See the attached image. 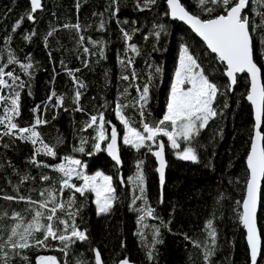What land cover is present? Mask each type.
<instances>
[{
	"label": "trees",
	"instance_id": "trees-1",
	"mask_svg": "<svg viewBox=\"0 0 264 264\" xmlns=\"http://www.w3.org/2000/svg\"><path fill=\"white\" fill-rule=\"evenodd\" d=\"M165 2L166 0H157L151 10L140 11L136 7V0H119V12L112 16L111 0H43L44 10L36 13V23L25 18L21 27L12 33L16 21L26 17L30 10V0H0V63H6L8 52L11 51L19 61L33 64V68L29 70L30 76L23 72L19 64L10 65L7 69L13 70L27 84L21 92L20 126L32 122V109L36 105H43L52 90L65 96L64 104L68 110L49 108L45 114L49 122L39 129L49 144L56 145L58 138L63 141L57 145L59 155L55 160L50 157L39 159L56 164L61 162L64 155L76 156L88 165V174L97 170L113 174L118 193L115 206L106 215L96 214L91 195L85 199L77 194V204L82 206L77 223L82 230L87 229L89 239L73 244L66 257L58 250L59 244L56 241H49L52 247L48 250H25L31 264L35 263L37 255L57 256L62 264H94L93 249L100 250L104 264H118L125 257L135 264H206L204 245H210L206 230L209 220L213 221L217 230L211 264H249L244 230L236 214L239 207L236 201L244 196L246 155L254 123L251 105L245 99L249 85L245 74L238 76V84L233 92L220 98L217 107L222 115L210 122L194 142L199 162L180 160L174 150L166 146L168 167L162 203L155 157L144 150L136 152L130 147L122 146L123 164L119 168L109 159L106 151L92 156L72 152L73 147L79 146L80 139L92 134V130L87 133L80 131L87 115L73 111L75 87L66 68L80 69L75 75L84 85L80 89V104L86 113L105 111L107 118L122 131L113 112V102L129 83L120 79L123 70L118 57L123 56L126 47L121 28L129 32L134 28L140 29L132 41L137 44L140 55L129 53L135 56V68L140 74L138 83L142 85L146 82L152 71L149 65L162 67L159 82H154L151 90L148 105L151 110L150 120L161 118L166 109L167 92L182 44H189L200 55L210 77L219 84H227L224 65L207 50L204 43L184 24L163 15L167 10ZM77 3L80 5L78 11ZM101 20L105 22L104 30H99ZM77 22L82 26L80 34L86 38L85 46L92 51L98 49L92 48L87 38L105 42L106 59L86 56L77 43V33L73 29L62 27ZM159 23L167 26V34L162 35L159 44L151 37L145 40L144 35L153 31L154 25ZM52 28L59 30L54 37L49 38L48 47H45L44 37ZM33 30L36 35L31 41L25 40V34ZM9 35L13 39L11 45L6 46L4 38ZM256 38L264 40L259 35ZM49 52L52 53L51 57ZM85 59L89 60L88 67L84 66ZM255 59L258 65L264 67V58L257 54ZM61 61L64 63L61 64ZM129 91L132 97L136 96L134 87ZM225 102L228 107L223 106ZM105 105L106 107H102ZM127 112L133 114L130 109ZM181 143L183 146V142ZM4 144L8 147H3ZM85 147L86 152L92 150L91 144ZM32 153L33 146L28 142L10 137H4L0 141V196H15L19 187L21 194L39 199L38 192L33 189L52 183L42 184L40 175L48 174L54 180L59 178L55 171L37 169L29 163ZM139 159L144 161L148 203L155 208V215L158 217L145 218L144 224L147 227L138 222L141 213L137 209L142 207V202L132 204L133 185L127 183L128 178L135 175ZM117 173L124 177V186L116 178ZM25 175L36 177V180L21 183ZM67 195L66 192L65 196ZM26 207L23 203L0 199V213L7 211L10 214L14 210L23 212ZM258 226L264 233V202L259 206ZM155 228H159L158 236L155 235ZM193 241L199 242L201 247L194 246ZM149 251L152 252L151 259ZM29 261L17 258L13 264H29ZM258 264H264V257L258 259Z\"/></svg>",
	"mask_w": 264,
	"mask_h": 264
},
{
	"label": "snow or ice",
	"instance_id": "snow-or-ice-1",
	"mask_svg": "<svg viewBox=\"0 0 264 264\" xmlns=\"http://www.w3.org/2000/svg\"><path fill=\"white\" fill-rule=\"evenodd\" d=\"M118 3L119 0H111L112 16H116L119 12ZM156 4L157 0H136V7L140 11L151 10ZM166 6L167 10L163 15L188 25L207 50L224 65L227 84H219L210 77L200 55L196 54L189 44H182L179 48L178 65L170 84L166 109L161 118L150 120L151 110L148 105L151 100V90L154 82H159L162 67L149 65L152 71L146 82L142 85L138 83L140 74L135 68V56L140 55V50L132 41L140 29L134 28L129 32L121 28L126 47L123 56L118 57V63L123 70L120 79L129 83L113 102V112L123 128V133L121 134L117 125L107 118L105 111L96 114L86 113L80 104L82 96L80 89L84 85L75 75L80 69L66 68L75 87L72 99L75 105L73 111L87 115V120L80 131L87 133L92 130V134L80 139L79 146L73 147L72 152L92 156L97 152L106 151L119 168L123 164L122 146L130 147L136 152L144 150L154 156L158 162L155 170L161 185L160 202L162 203L165 172L168 167L166 146L174 150L180 160L199 162L197 146L194 142L210 122L222 115V111L217 107L220 98L233 92L238 84V76L245 74L249 78L245 99L254 110V123L249 151L246 155L245 194L241 200L236 201L239 206L236 214L239 224L246 232L250 264H258V259L264 257V233L258 228V208L264 202L262 201L264 197V67L258 65L255 56L259 54L264 58V40L256 38L257 35L264 37V0H166ZM76 7L78 11L79 3ZM43 10V0H30V10L26 17L16 21L12 33L21 27L25 18L35 24L36 13ZM100 15L103 16V13ZM62 27L73 29L77 33V43L86 56L106 59L105 42L92 40L89 37L87 42L98 51H92L85 46L86 38L80 34L82 26L78 22L73 25L65 24ZM104 29L105 22L101 20L99 30ZM58 30L52 28L47 33L44 37L45 47H48L49 38L54 37ZM166 34L167 26L159 23L154 25L153 31L144 35V39L148 40L151 37L159 44L162 35ZM35 35L36 32L33 30L26 33L24 39L31 41ZM12 39V35L5 37L4 44L10 46ZM51 55L52 53L49 52L50 57ZM63 63L61 61V64ZM83 63L85 67L89 66L88 59L83 60ZM14 64H19L23 72L29 76L31 75L29 70L33 68L31 62L19 61L11 51L8 52L6 63H0V141H3L4 137H10L30 143L33 146V153L29 157V163L37 169H51L59 174V178L54 180L48 174L40 175L39 180L42 184L50 181L52 183L40 189H33L38 192L39 199L21 194L19 187L15 196H0V199L27 205L23 212L14 210L10 214L7 211L0 213V264H13L17 258L29 261L25 250L33 248L48 250L52 247L49 241L58 242V250L65 257L68 256V250L73 244L89 239L87 229L82 230L77 223L82 207L77 204V194L85 199L89 195L92 196L97 215L109 214L118 199L113 174H107L102 170L88 174L86 171L88 165L73 155H64L61 162L56 164L39 159V157H50L55 160L59 155L57 145L63 141L58 138L56 145L49 144L44 140L39 129L49 122L45 118L49 108L68 110L64 104L65 96L58 95L52 90L43 105H36L32 109V122L20 126L18 121L21 116V92L27 84L13 70H7ZM133 87L136 92L135 97H132L129 91ZM28 94L31 95L30 92ZM223 106L228 107V104L225 102ZM129 109L133 114L127 112ZM89 144L92 150L86 152L85 146ZM3 147L8 145L4 144ZM116 178L119 179L121 186L125 185L123 176L117 173ZM29 180L35 181L36 177L25 175L21 183H27ZM127 183L133 185L132 204L136 205L137 201L142 202V207L137 209L141 213L138 222L147 227L144 224L145 218L158 219V217L155 215V208L148 203L142 159L137 160L135 175L129 177ZM66 192L67 196H65ZM206 230L210 245H204L206 249L204 257L206 264H211V256L215 252L217 240V230L212 220L207 222ZM154 232L158 236L159 228H155ZM185 238L189 239V237ZM193 244L201 247L199 242L193 241ZM93 252L94 264H104L100 250L93 249ZM148 256L149 259L152 258L151 251ZM35 264H62V261L54 255H37ZM119 264H130V261L125 257Z\"/></svg>",
	"mask_w": 264,
	"mask_h": 264
},
{
	"label": "water",
	"instance_id": "water-1",
	"mask_svg": "<svg viewBox=\"0 0 264 264\" xmlns=\"http://www.w3.org/2000/svg\"><path fill=\"white\" fill-rule=\"evenodd\" d=\"M165 4H166V2H165ZM176 21H178V20H176ZM178 22H180V23H182V24H184L186 27H188L189 29H190V27L188 26V25H186L185 23H183V22H181V21H178ZM190 31H192L191 29H190ZM195 34V33H194ZM198 37V36H197ZM199 38V37H198ZM200 39V38H199ZM201 40V39H200ZM206 47V46H205ZM209 51V50H208ZM210 52V51H209ZM248 80H249V78H248ZM251 108H252V106H251ZM252 114H253V119H254V110H253V108H252ZM109 157V156H108ZM109 159L111 160V158L109 157ZM112 161V160H111ZM155 161H156V159H155ZM113 162V161H112ZM158 166V162L156 161V167ZM157 175H158V173H157ZM158 180H159V176H158ZM159 186H160V189H161V185H160V182H159ZM244 194H245V190H244ZM258 211H259V208H258ZM242 227V226H241ZM243 228V227H242ZM258 228H259V226H258ZM244 230V229H243ZM244 234H245V241H246V232H245V230H244ZM246 245H247V242H246ZM247 248H248V254H249V247H248V245H247ZM121 261V260H120ZM119 261V262H120ZM119 262H118V264H119ZM35 264V263H34ZM130 264H135V263H133L132 261H130ZM249 264H250V258H249Z\"/></svg>",
	"mask_w": 264,
	"mask_h": 264
},
{
	"label": "rangeland",
	"instance_id": "rangeland-1",
	"mask_svg": "<svg viewBox=\"0 0 264 264\" xmlns=\"http://www.w3.org/2000/svg\"><path fill=\"white\" fill-rule=\"evenodd\" d=\"M177 65H178V58H177V62H176V66H175V68L177 67ZM174 71H175V69H174ZM173 78H174V73H173ZM173 80V79H172ZM172 82V81H171ZM169 92H170V88H169V90H168V92H167V97H168V95H169ZM119 122V121H118ZM123 133V128H122V131H121V134ZM93 203V202H92ZM94 204V203H93ZM94 207H95V204H94ZM95 210H96V207H95Z\"/></svg>",
	"mask_w": 264,
	"mask_h": 264
}]
</instances>
